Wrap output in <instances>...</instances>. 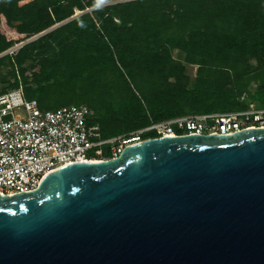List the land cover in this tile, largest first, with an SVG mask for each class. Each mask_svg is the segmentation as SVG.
Instances as JSON below:
<instances>
[{
    "label": "water",
    "instance_id": "95a60500",
    "mask_svg": "<svg viewBox=\"0 0 264 264\" xmlns=\"http://www.w3.org/2000/svg\"><path fill=\"white\" fill-rule=\"evenodd\" d=\"M0 264H264V128L150 138L0 194Z\"/></svg>",
    "mask_w": 264,
    "mask_h": 264
},
{
    "label": "trees",
    "instance_id": "16d2710c",
    "mask_svg": "<svg viewBox=\"0 0 264 264\" xmlns=\"http://www.w3.org/2000/svg\"><path fill=\"white\" fill-rule=\"evenodd\" d=\"M6 63L3 81L14 79L0 93L21 86L42 109L86 105L104 138L264 107V0H0Z\"/></svg>",
    "mask_w": 264,
    "mask_h": 264
},
{
    "label": "built area",
    "instance_id": "2783aa9c",
    "mask_svg": "<svg viewBox=\"0 0 264 264\" xmlns=\"http://www.w3.org/2000/svg\"><path fill=\"white\" fill-rule=\"evenodd\" d=\"M90 115L86 105L42 109L36 99L26 98L21 86L0 93V194L36 190L63 166L111 160L127 146L150 138L264 128V107L254 102L244 110L190 113L111 138L102 136L99 125L89 124Z\"/></svg>",
    "mask_w": 264,
    "mask_h": 264
},
{
    "label": "rangeland",
    "instance_id": "374dc122",
    "mask_svg": "<svg viewBox=\"0 0 264 264\" xmlns=\"http://www.w3.org/2000/svg\"><path fill=\"white\" fill-rule=\"evenodd\" d=\"M114 3V1H113ZM78 11V10H77ZM76 13H80V11H78ZM18 45L12 47L8 52H12L14 51L15 49H17ZM17 47V48H16ZM15 48V49H14ZM174 56L178 59H180L182 62H184V58H185V55L184 53L178 51V50H175L174 51ZM29 64V63H28ZM187 74L191 77V86H193L195 84V81H196V76H197V71H198V67L195 66V65H189L187 64ZM12 67L10 66L9 63H6V65L4 66H1L0 67V91H2L4 88H7L10 86V83L13 81L14 78L12 77H8L7 78V81L4 82L3 81V77L6 75V74H9V72L11 71ZM32 71H30L29 73H31ZM254 88V87H253ZM56 105H54L55 107ZM54 107H51V108H54Z\"/></svg>",
    "mask_w": 264,
    "mask_h": 264
}]
</instances>
